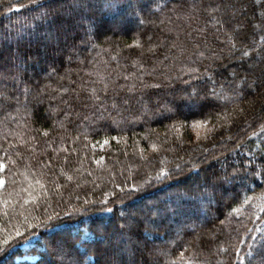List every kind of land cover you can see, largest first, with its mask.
Here are the masks:
<instances>
[{"label": "trees", "instance_id": "1", "mask_svg": "<svg viewBox=\"0 0 264 264\" xmlns=\"http://www.w3.org/2000/svg\"><path fill=\"white\" fill-rule=\"evenodd\" d=\"M262 51L264 0H0V264H105L149 203L126 260L264 264V94L239 78Z\"/></svg>", "mask_w": 264, "mask_h": 264}, {"label": "snow or ice", "instance_id": "2", "mask_svg": "<svg viewBox=\"0 0 264 264\" xmlns=\"http://www.w3.org/2000/svg\"><path fill=\"white\" fill-rule=\"evenodd\" d=\"M77 3H84L85 0H76ZM41 9H44L45 5H39ZM53 9H47L45 11H41L39 13V18L42 21H47L51 15L53 14ZM55 51V49H53ZM256 57H259L258 60L255 61V63L250 64L247 69H245V72L247 75L239 77L240 79L244 80L246 83L249 79V77H252V83L248 84V88H252L253 91H256L259 89L261 91V94H264V66L260 67L259 74H256L254 69L257 65H264V51L256 53ZM244 57H248L249 59H254L253 57H249L248 52H244L241 59ZM234 75H238L234 73ZM141 87H156L159 88L160 85H141ZM129 91H135V89H129ZM238 98H242L244 94H246L245 90H236ZM141 93V97H142ZM191 96H197L198 93L195 89H193ZM215 96V93L212 94ZM133 101L135 105H146L147 101H144L140 97L130 96L127 98H122L123 104H129V101ZM238 108V114H242L245 109ZM262 152H264V149H262ZM255 156L256 154L253 153ZM248 163H251V161H248ZM0 167H3V165H0ZM241 168L247 172V164L241 163ZM239 172V169H234L233 173L228 172H217L213 171L211 173H207L202 183L198 186L199 189L207 190L208 188H212L215 190L217 186H223L224 184H229L234 180L241 179L243 180L245 177L239 176L237 173ZM253 175H255V169H253ZM0 183H3V181H0ZM189 193H177V199L183 200L187 196H189ZM109 211H111L109 209ZM167 212L169 209L167 207L161 208L157 204H146L144 208L138 209L135 213H129L128 216L125 218V224L121 226L120 228V243L125 245V248H118L116 252H114L110 258L105 261V264H137V261L135 259V254L129 256V258L126 260L124 258V253L127 251V245L131 244L133 247H136V242L132 240V236L136 235V232L134 229H139V227L149 221L151 219V216L154 215H160L161 212ZM44 233L42 235L47 236V245L53 250V252L57 254H66V249L72 247L73 245L69 242L67 236H66V230L64 229V222L57 220V222H52L50 224L44 225ZM127 236V239L125 237ZM251 255V254H250ZM249 264H251V261H249Z\"/></svg>", "mask_w": 264, "mask_h": 264}, {"label": "rangeland", "instance_id": "3", "mask_svg": "<svg viewBox=\"0 0 264 264\" xmlns=\"http://www.w3.org/2000/svg\"><path fill=\"white\" fill-rule=\"evenodd\" d=\"M147 8H150V6H148ZM45 65V63L43 62V63H41V66H44ZM36 70V69H35ZM40 73H44V72H41L40 71ZM139 209V207H132V209H130V210H132L133 212L134 211H136L137 212V210ZM131 211V212H132ZM29 246V243H25V244H23V248H27ZM18 259H28V260H33V259H36V256H33V255H24V256H22V257H19Z\"/></svg>", "mask_w": 264, "mask_h": 264}]
</instances>
